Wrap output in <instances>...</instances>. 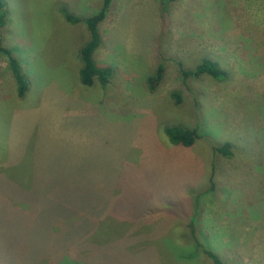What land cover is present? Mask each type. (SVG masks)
<instances>
[{"label":"rangeland","instance_id":"1","mask_svg":"<svg viewBox=\"0 0 264 264\" xmlns=\"http://www.w3.org/2000/svg\"><path fill=\"white\" fill-rule=\"evenodd\" d=\"M4 1L28 88L0 51V264H264V0H112L105 86L79 82L87 32L63 13L101 0ZM202 58L226 78L184 77ZM179 124L205 137L173 144Z\"/></svg>","mask_w":264,"mask_h":264},{"label":"trees","instance_id":"2","mask_svg":"<svg viewBox=\"0 0 264 264\" xmlns=\"http://www.w3.org/2000/svg\"><path fill=\"white\" fill-rule=\"evenodd\" d=\"M112 0H101L100 8L92 15L87 17H78L72 15L68 11L63 12L64 18L70 23H79L83 24L86 32L87 39L82 43V45L77 50V56L79 60V68L77 71V78L79 82L84 86H92L94 83L105 86L108 82V78L111 75L112 69L110 67H100L95 63L94 53L96 49L101 44V37L99 33V25L104 20L106 12L111 4ZM172 0H165V2H170ZM7 20V9L6 2L0 0V28L5 24ZM0 51H2L8 61L9 68L11 70L12 76L16 83L17 95L22 97L27 91V81L23 76L19 60L14 57L12 51L7 48L0 46ZM182 74L184 77L199 76V75H209L216 80H221L226 78L224 71H222L217 62L209 59L202 58L201 61L192 69L186 70L181 68ZM163 73V64L159 63L156 69L153 79H150L158 82L162 77ZM175 98L176 102L181 101V97L178 92L171 94ZM164 133L167 136L168 140L176 145H182L184 147H190L194 143L203 137L205 134L200 133L198 127L189 128L184 125H168L164 127ZM210 142V141H209ZM211 148L213 152H217L226 156H230V144L225 143L222 145H215L211 143ZM190 239L195 242L197 246H201L200 243L195 240V227L190 226ZM204 254L208 257L212 264H224L221 259L211 250L206 247H202Z\"/></svg>","mask_w":264,"mask_h":264}]
</instances>
